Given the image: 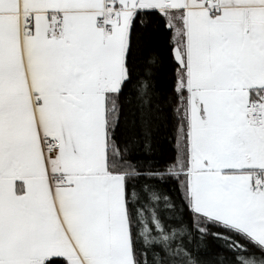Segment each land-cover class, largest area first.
Wrapping results in <instances>:
<instances>
[{
	"label": "snow or ice",
	"instance_id": "6c2138e0",
	"mask_svg": "<svg viewBox=\"0 0 264 264\" xmlns=\"http://www.w3.org/2000/svg\"><path fill=\"white\" fill-rule=\"evenodd\" d=\"M0 264H264V0H0Z\"/></svg>",
	"mask_w": 264,
	"mask_h": 264
}]
</instances>
